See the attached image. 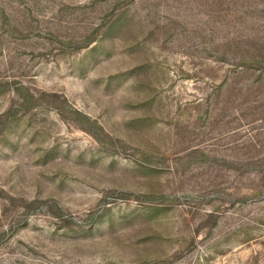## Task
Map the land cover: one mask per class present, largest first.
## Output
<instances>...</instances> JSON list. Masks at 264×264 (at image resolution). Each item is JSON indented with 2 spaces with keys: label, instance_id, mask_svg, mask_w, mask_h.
<instances>
[{
  "label": "rangeland",
  "instance_id": "1",
  "mask_svg": "<svg viewBox=\"0 0 264 264\" xmlns=\"http://www.w3.org/2000/svg\"><path fill=\"white\" fill-rule=\"evenodd\" d=\"M0 264H264V0H0Z\"/></svg>",
  "mask_w": 264,
  "mask_h": 264
}]
</instances>
